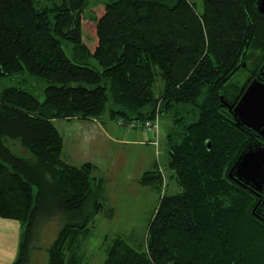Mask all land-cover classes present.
I'll return each mask as SVG.
<instances>
[{"label": "trees", "instance_id": "16d2710c", "mask_svg": "<svg viewBox=\"0 0 264 264\" xmlns=\"http://www.w3.org/2000/svg\"><path fill=\"white\" fill-rule=\"evenodd\" d=\"M201 2L198 11L193 0H115L85 17L89 0H0V81L26 73L44 83L42 101L19 86L0 91V218L20 224L12 264L30 263L39 220L55 215L63 222L47 264L67 254L76 264L79 237L103 211L104 180L91 163L62 160L54 121L106 114L118 127L168 115L165 169L179 192H165L155 154L138 181L161 192L144 244L107 238L101 264H264L257 199L228 178L250 141L228 109L240 95L233 78L264 57V17L257 0ZM84 21L94 24L92 50Z\"/></svg>", "mask_w": 264, "mask_h": 264}, {"label": "rangeland", "instance_id": "374dc122", "mask_svg": "<svg viewBox=\"0 0 264 264\" xmlns=\"http://www.w3.org/2000/svg\"><path fill=\"white\" fill-rule=\"evenodd\" d=\"M114 1L89 0V6L84 16L87 17L93 14L96 17H100L104 13V5ZM193 2L196 3L198 11H201V0H193ZM82 25L83 41L92 50L95 46L94 24L89 21H84ZM63 48L66 50L65 45H63ZM237 79L240 81L238 74L233 80L235 81ZM2 84V87L19 86L22 89L31 91L38 100L42 101L43 99L44 83L37 81L35 78H31L26 73H18L12 78L4 79ZM2 87L0 83V91ZM162 88L163 81L158 75L155 83V93L158 95ZM106 118L107 114L102 117L100 122H107L109 125H112L111 123L113 122H109ZM169 126L168 115H161L159 123L160 142L158 148L160 158L159 167L164 171L165 180L163 184H166L165 192L167 194H176L179 192V189L175 180L169 178L171 173L165 169L167 162V143L165 137ZM85 127L82 126L75 130L71 125H65L61 122L57 124V129L62 138L65 137V141L68 139H72L73 141L75 137H78L82 149L86 148L85 140L93 136L92 131ZM118 128L121 131H126L124 128ZM131 135L126 138L133 140L134 136L133 134ZM93 148L95 150L91 151L88 155L84 152L80 161H77L79 158L73 159V161L86 162L92 160L99 167L98 176L106 180L104 208L94 218L90 229L79 237V242L75 247L76 252H74L75 255L79 256L76 259V264H101L105 258L104 240L114 236H121L131 247L140 250L145 241L149 221L161 196V192L159 193L158 190L151 187L143 188L138 185L141 174L151 168L149 166L152 157L149 148L133 145L121 148L105 141L96 143ZM154 162H157L156 158ZM109 172L111 176L107 175ZM102 178L99 177L98 179ZM60 217L55 215V217H43L39 220L35 230L34 252L30 257L29 264H47V249L57 238L63 222H61ZM70 255L72 254L66 255L65 264H70L68 260Z\"/></svg>", "mask_w": 264, "mask_h": 264}, {"label": "crops", "instance_id": "0c3cea01", "mask_svg": "<svg viewBox=\"0 0 264 264\" xmlns=\"http://www.w3.org/2000/svg\"><path fill=\"white\" fill-rule=\"evenodd\" d=\"M2 82L1 87H2ZM61 122L65 125H71L74 127L75 130L79 129L80 127H87L89 130L92 131L93 136L87 138L85 149L81 148V145L79 143L78 137H75V139H68L65 141V137H63V150H62V160L70 165L78 166L83 163H91L95 166L96 170L94 173V177L96 178H102L101 176H98L97 173H99V167L95 162L92 160H88L86 162H74L73 159H78L77 161H80L82 154L85 152L87 155L94 151L95 149L93 146L96 143L105 141L107 143H111L114 146H119L123 148L124 146H140L149 148L151 150V163L149 167H152L155 159V149L154 147L149 143L146 142L147 138L150 136L145 133L141 132H127V131H121L118 127H116L113 123L112 125H109L107 122H100V121H81V120H56L54 121V124L57 128V124ZM85 127V128H86ZM118 130H120L118 132ZM119 134V135H118ZM133 134L134 139L130 140L129 138H126L127 136H132ZM120 137V138H118ZM71 141V143L68 144V142ZM98 141V142H97ZM95 153V152H94ZM95 155V154H94ZM93 155V157H94ZM87 158V157H86ZM88 159V158H87ZM93 159V158H91ZM147 171V170H146ZM110 175V172L109 174ZM111 176V175H110ZM103 179V178H102ZM139 185V183H138ZM140 186V185H139ZM106 180H104V193L106 192ZM145 188V187H143ZM19 241H20V224L19 222L15 220L10 219H2L0 218V264H12L17 256L18 253V247H19ZM79 257V256H78Z\"/></svg>", "mask_w": 264, "mask_h": 264}, {"label": "water", "instance_id": "95a60500", "mask_svg": "<svg viewBox=\"0 0 264 264\" xmlns=\"http://www.w3.org/2000/svg\"><path fill=\"white\" fill-rule=\"evenodd\" d=\"M257 11L264 17V0H257ZM227 106V105H226ZM236 127L264 140V85L253 82L234 106H229ZM209 149V142H206ZM228 178L252 192L264 188V146L249 145L231 167Z\"/></svg>", "mask_w": 264, "mask_h": 264}, {"label": "flooded vegetation", "instance_id": "af4514ba", "mask_svg": "<svg viewBox=\"0 0 264 264\" xmlns=\"http://www.w3.org/2000/svg\"><path fill=\"white\" fill-rule=\"evenodd\" d=\"M240 76V91L239 98L246 92L248 87L253 83L257 82L258 84L264 85V57H256L253 63H243L242 68L239 73ZM249 131V130H247ZM250 141L247 144L246 148L249 145H262L264 146V140L261 139L256 133L249 131ZM245 148V149H246ZM244 149V150H245ZM238 184V183H237ZM239 185V184H238ZM240 186V185H239ZM242 187V186H241ZM243 188V187H242ZM245 189V188H244ZM250 191L249 189H246ZM262 192H252L250 191L257 199L256 201V213L257 218L264 222V188Z\"/></svg>", "mask_w": 264, "mask_h": 264}, {"label": "built area", "instance_id": "2783aa9c", "mask_svg": "<svg viewBox=\"0 0 264 264\" xmlns=\"http://www.w3.org/2000/svg\"><path fill=\"white\" fill-rule=\"evenodd\" d=\"M120 127H123L127 132L137 131L148 134L150 137L147 138L146 142H149L156 151V156L158 155L159 148V118L156 116L154 120L147 122H133L131 124L119 123ZM160 172L162 173L161 169Z\"/></svg>", "mask_w": 264, "mask_h": 264}]
</instances>
